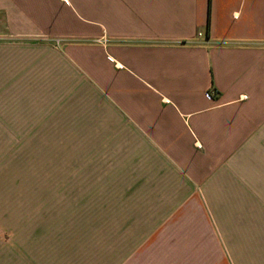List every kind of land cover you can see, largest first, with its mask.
Segmentation results:
<instances>
[{
  "label": "crops",
  "instance_id": "0c3cea01",
  "mask_svg": "<svg viewBox=\"0 0 264 264\" xmlns=\"http://www.w3.org/2000/svg\"><path fill=\"white\" fill-rule=\"evenodd\" d=\"M0 174L94 258L214 264V195L264 174V0H0Z\"/></svg>",
  "mask_w": 264,
  "mask_h": 264
},
{
  "label": "rangeland",
  "instance_id": "374dc122",
  "mask_svg": "<svg viewBox=\"0 0 264 264\" xmlns=\"http://www.w3.org/2000/svg\"><path fill=\"white\" fill-rule=\"evenodd\" d=\"M33 176L0 174V264H188L169 252L161 254L162 246L155 244L124 261L92 257L90 249L75 242V227L60 226L53 211L50 216L43 211L41 196H30ZM226 181L214 195L219 203L211 219L221 254L213 253L211 261L264 264V174H227ZM94 254L106 253L100 248Z\"/></svg>",
  "mask_w": 264,
  "mask_h": 264
},
{
  "label": "trees",
  "instance_id": "16d2710c",
  "mask_svg": "<svg viewBox=\"0 0 264 264\" xmlns=\"http://www.w3.org/2000/svg\"><path fill=\"white\" fill-rule=\"evenodd\" d=\"M209 29H210V19L208 20V25H207V32L209 33Z\"/></svg>",
  "mask_w": 264,
  "mask_h": 264
},
{
  "label": "built area",
  "instance_id": "2783aa9c",
  "mask_svg": "<svg viewBox=\"0 0 264 264\" xmlns=\"http://www.w3.org/2000/svg\"><path fill=\"white\" fill-rule=\"evenodd\" d=\"M60 42H57V44H59Z\"/></svg>",
  "mask_w": 264,
  "mask_h": 264
}]
</instances>
